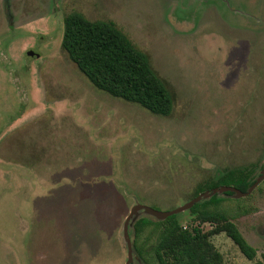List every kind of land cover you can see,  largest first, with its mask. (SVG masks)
<instances>
[{"label": "rangeland", "instance_id": "obj_1", "mask_svg": "<svg viewBox=\"0 0 264 264\" xmlns=\"http://www.w3.org/2000/svg\"><path fill=\"white\" fill-rule=\"evenodd\" d=\"M71 11L148 55L169 116L92 85L61 49ZM262 168L264 0H0V264H125L134 204L170 210L208 179ZM236 198L255 258L224 233L209 240L224 264H260L264 181ZM132 264H145L135 250Z\"/></svg>", "mask_w": 264, "mask_h": 264}, {"label": "trees", "instance_id": "obj_2", "mask_svg": "<svg viewBox=\"0 0 264 264\" xmlns=\"http://www.w3.org/2000/svg\"><path fill=\"white\" fill-rule=\"evenodd\" d=\"M60 43L67 57L94 87L137 103L157 115L172 113L171 92L153 70L148 55L114 22L90 20L80 12L71 11L63 18ZM259 174L244 169L230 170L218 179H208L198 186L192 197L223 185L246 191ZM233 195L232 192L215 193L189 210L200 224H213L207 232L198 228L186 230L176 215L164 220L146 215L138 217L130 232L135 252L145 264H224L221 254L209 240L213 235L224 233L247 259H254L256 250L234 221L238 213L231 214L227 207L235 201L231 199ZM260 264H264V255Z\"/></svg>", "mask_w": 264, "mask_h": 264}, {"label": "water", "instance_id": "obj_3", "mask_svg": "<svg viewBox=\"0 0 264 264\" xmlns=\"http://www.w3.org/2000/svg\"><path fill=\"white\" fill-rule=\"evenodd\" d=\"M30 55L35 57L37 54L30 52ZM264 180V168L260 171V175L255 179V181L250 185V187L246 191H241L240 189L236 188L232 185H223L220 187H214L212 189L205 190L199 194H197L195 197H192L190 200L185 202L184 204L177 206L170 210H157L150 206H147L142 203H136L134 204L130 210L127 216L125 217L124 223H123V238L126 243L127 248V260L125 264H132L133 263V243L130 236V228L132 230L134 221L138 218V214L140 212H143L146 216L153 217L157 220H164L167 217L171 215H177L180 212L183 211H189L192 206L203 200L209 198L211 195L215 193H224V192H232L234 193V197L242 198L250 195L253 190Z\"/></svg>", "mask_w": 264, "mask_h": 264}, {"label": "flooded vegetation", "instance_id": "obj_4", "mask_svg": "<svg viewBox=\"0 0 264 264\" xmlns=\"http://www.w3.org/2000/svg\"><path fill=\"white\" fill-rule=\"evenodd\" d=\"M262 169H263V168H262ZM258 173H260V172H258ZM258 173H257V174H258ZM259 175H260V174H259ZM257 177H258V176H257ZM257 177H256V178H257ZM213 188H214V187H213ZM211 189H212V188H211ZM207 190H208V189H207Z\"/></svg>", "mask_w": 264, "mask_h": 264}]
</instances>
